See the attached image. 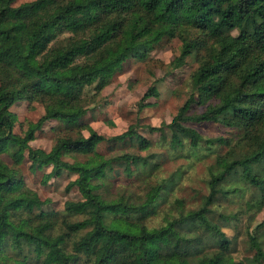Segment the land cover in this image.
Masks as SVG:
<instances>
[{
    "label": "trees",
    "instance_id": "trees-1",
    "mask_svg": "<svg viewBox=\"0 0 264 264\" xmlns=\"http://www.w3.org/2000/svg\"><path fill=\"white\" fill-rule=\"evenodd\" d=\"M0 0V264H29L25 248L37 264H264V244L250 236L253 257L245 263L224 255L230 242L208 218L230 176L240 173L246 185L260 192L255 204L264 209V0H34L19 6ZM179 39L181 50L171 64L181 67L196 56L191 94L170 124V146L189 142L192 148L216 145L222 139H204L188 123H218L241 131L245 151L219 156L210 176V193L198 210L180 214L157 228H148L134 216L152 214L161 188L148 192L141 204L107 201L98 193V180L114 163L131 174L147 159L124 154L104 159L101 143L136 140L141 149L150 143L133 127L105 138L92 129L88 136L60 137L49 151L30 142L49 121L74 129L86 114L84 92L100 93L130 58L142 59L164 39ZM157 96L151 87L140 101ZM39 102L43 115L15 134L13 105ZM192 104L203 107L189 114ZM161 132L162 128H151ZM70 153L87 156L69 163ZM12 160L8 165L2 159ZM25 158L31 172L50 167L42 180L75 176L66 190L76 188L81 199L66 201L62 213H35L43 203L22 181L16 167ZM80 220H72L75 217ZM202 229L221 249L198 256L200 240L192 230Z\"/></svg>",
    "mask_w": 264,
    "mask_h": 264
},
{
    "label": "rangeland",
    "instance_id": "rangeland-1",
    "mask_svg": "<svg viewBox=\"0 0 264 264\" xmlns=\"http://www.w3.org/2000/svg\"><path fill=\"white\" fill-rule=\"evenodd\" d=\"M31 1L34 0H16L13 5L19 6ZM180 50L179 39L165 38L146 57L128 59L100 93H96L93 88L85 89L86 114L80 120L79 127L71 129L57 121H49L36 132L34 141L30 142L33 149L49 151L58 138H75L79 133L88 136L87 129L110 138L133 127L138 135L150 143L148 149H141L139 143L132 140L116 145L101 143L96 147V152L106 160L132 154L146 158L148 164L137 169L130 167L132 173L127 174L124 166L114 163L112 171L97 181L100 185L98 193L107 201L123 200L141 204L149 191L160 187L154 212L145 218L134 216V221L140 220L148 228H157L181 213L198 210L210 193L209 181L215 171L217 158L233 151L239 156L245 151L240 141L241 131L218 123H188V126L204 139H222V143L202 144L192 148L185 141L177 149L170 146V132L166 125L171 123L179 108L189 99L191 75L198 67L196 56L193 55L181 67L173 68L171 64L179 56ZM151 87H154L157 96L148 98L145 101L148 106L140 109V101ZM202 110L199 104H192L189 114L200 113ZM11 111L16 115L14 132L20 136L44 112L41 103L26 101L13 105ZM151 128H162V135ZM2 159L12 165L7 155L2 156ZM87 159V156L78 153L64 157L69 163L84 162ZM16 169L25 185L43 203L34 210L35 213L60 214L66 201L81 199L76 188L66 190L67 184L75 179V176L67 172L43 184V177L50 172V167L31 172L25 158ZM221 188L238 191L228 196L219 194L210 206L208 218L220 227L230 242L229 250L224 255L235 262L245 263L255 253L250 236L256 233L264 244V209L258 210L254 205L260 192L246 185L240 173L230 176ZM80 219L77 216L72 220ZM192 235L200 240L198 256H212L222 252L215 240L202 229L192 230ZM7 253L15 258H26L29 264H37L36 255L27 248L22 253L12 249L7 250Z\"/></svg>",
    "mask_w": 264,
    "mask_h": 264
}]
</instances>
